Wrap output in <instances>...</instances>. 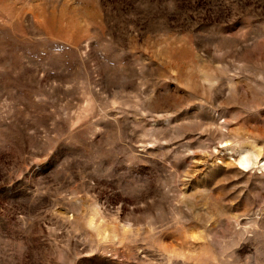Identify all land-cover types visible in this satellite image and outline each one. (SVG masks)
Listing matches in <instances>:
<instances>
[{
    "label": "rangeland",
    "instance_id": "obj_1",
    "mask_svg": "<svg viewBox=\"0 0 264 264\" xmlns=\"http://www.w3.org/2000/svg\"><path fill=\"white\" fill-rule=\"evenodd\" d=\"M0 264H264V0H0Z\"/></svg>",
    "mask_w": 264,
    "mask_h": 264
}]
</instances>
